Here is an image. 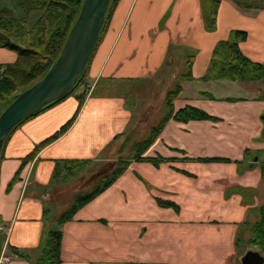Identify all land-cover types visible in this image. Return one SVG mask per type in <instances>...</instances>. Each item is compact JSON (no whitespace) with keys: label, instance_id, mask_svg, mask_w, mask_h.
Masks as SVG:
<instances>
[{"label":"crops","instance_id":"1","mask_svg":"<svg viewBox=\"0 0 264 264\" xmlns=\"http://www.w3.org/2000/svg\"><path fill=\"white\" fill-rule=\"evenodd\" d=\"M216 2L208 29L206 11ZM233 31L246 33L242 54L264 64V10L241 9L234 0H115L83 87L24 122L2 147L0 255L11 254L12 247L29 258L7 264H35L39 258L57 216L42 196L55 180L57 163L86 161L92 167L111 163L113 153L122 157L135 115L126 89L162 73L174 85L187 74L189 59L191 79L181 82L173 112L192 106L215 119L169 118L145 160H130L110 187L60 227V264H234L248 210L264 206L256 205L263 187L258 166L244 160L245 151L264 150V82L203 80L216 45ZM12 58L17 60L0 48V65ZM194 82L204 88L186 94ZM69 121L62 135L39 147ZM216 158L229 162L202 161ZM151 159L160 162L155 166ZM157 199L178 209L162 207Z\"/></svg>","mask_w":264,"mask_h":264},{"label":"trees","instance_id":"2","mask_svg":"<svg viewBox=\"0 0 264 264\" xmlns=\"http://www.w3.org/2000/svg\"><path fill=\"white\" fill-rule=\"evenodd\" d=\"M115 0H111L107 13L112 9L111 4ZM83 0H18L17 10L22 17L17 18L14 12L9 8L0 10V48L16 51L17 60L14 63L0 65V114L20 93L39 81L51 68L57 60L62 47L65 44L68 33L81 10ZM234 3L241 9L245 10H264V0H234ZM113 6V5H112ZM217 2L210 9H207L208 29L213 28ZM38 13L34 24L30 29L26 27V22L31 14ZM107 13L105 20L107 19ZM105 20L100 35L105 27ZM100 37V36H99ZM246 38V33L242 31H233L227 41L219 42L211 57V66L207 71L203 80L205 81H229V82H264V64L254 63L246 58L239 49V43ZM192 59L186 62L187 74H183L179 81L176 82L164 97V106L168 109V113L154 126L146 140L135 145V155L128 160L118 159L114 161V168L110 173L100 177L96 186L84 195H78L74 198L72 204L57 215L54 223L58 224L57 229L49 228L47 230L45 240L40 249V255L35 264H60L62 231L60 227L71 221L75 213L83 206L91 202L98 195L110 187L128 168L130 160L140 161L143 152L150 146L155 137L160 133L165 122L172 118L173 120L186 123L189 121H211L215 118L211 117L204 111L186 106L173 112V102L182 92L181 82L190 80V64ZM87 67L81 79L76 86L64 97L54 101L36 114L23 120L17 124L9 133L4 144L11 134L20 127L24 122L36 117L46 109L61 102L66 97L74 94L85 83ZM85 90L77 95L79 105L84 101ZM201 96L210 95L201 92ZM264 98V96L262 97ZM72 121L60 128V130L39 145L44 146L62 135L70 126ZM37 150V149H36ZM34 153L26 159H31ZM257 159V160H255ZM245 161H255L258 164L260 177L264 183V150L260 153L245 151ZM155 166L159 161L150 160ZM204 162H229L227 159H205ZM90 163L86 161H68L57 163L54 170L53 179L57 180L66 172L67 177H72L76 170L80 167H89ZM157 203L162 207H171L178 209L174 203L157 199ZM253 214L256 216L255 223L251 228L253 238L248 241L250 247L257 248L261 255L264 256V206L256 209ZM238 242V241H237ZM13 259H29L26 254L20 253L15 248L9 247Z\"/></svg>","mask_w":264,"mask_h":264},{"label":"rangeland","instance_id":"3","mask_svg":"<svg viewBox=\"0 0 264 264\" xmlns=\"http://www.w3.org/2000/svg\"><path fill=\"white\" fill-rule=\"evenodd\" d=\"M17 3L18 0H0V10L3 8H9L14 12L15 17L20 18L22 17V14H19V9L17 10ZM112 5L113 3L111 4V7ZM38 15L39 14L36 13L31 14L28 17L26 22V27L28 29H30L31 26L34 24ZM11 53L15 54L18 57L16 51L11 50ZM15 61L16 59H11V63H14ZM177 72L178 71L176 70V74ZM161 75L158 76L156 81L134 84L132 87H128V89H126L128 91L126 94H128L129 97L131 96L128 100H126V102H128V105L130 107H132L131 104L134 103V129L133 132L129 134L128 140L126 141V144H124V148L121 150L122 157H118V153H113L111 164H113L114 161H118V159L120 158L123 160L133 158V155H135L134 153L136 151V149H134L135 145L148 138L150 130L154 126H156L158 122H160V120L163 118L162 116L168 110L164 106V101H162L161 99L162 96L164 98L165 91L171 88L173 85L170 84V82L168 81L169 78L166 79ZM203 85L204 84H197L196 82L191 83L190 86H188V88L186 89V94L192 92L195 93L198 89L204 88ZM173 108H179L178 104L175 101L173 102ZM262 141L264 142V139ZM144 153L145 152H143L142 156L144 155ZM249 162L253 161L250 160ZM255 163L258 164L257 162ZM111 164L105 162L97 163L92 167L90 166L88 168L80 167L76 170L72 177H67L66 172H63L62 176L59 179L53 180L51 184H49V187L45 190L47 191L46 194L42 195L43 197L46 196L43 200L44 206L48 208L50 213H56V215L60 214L72 204L76 196L84 195L87 192L91 191L93 187L96 186V184L98 183L100 177H102L106 173H110V171L114 168V166ZM262 184L263 187L260 191H258L256 205L259 203L264 204V183L262 182ZM249 198V196L248 198L246 196L247 200ZM260 206H257L255 210L258 209ZM255 220L256 216L252 212L250 213V210H248L245 226L239 232V236L237 238L238 242L235 245L236 250L233 262L234 264H240V258L244 255L246 251H258L257 248L250 247L248 245V241L253 238L251 228L253 227ZM51 228L57 229L58 224L54 223Z\"/></svg>","mask_w":264,"mask_h":264},{"label":"water","instance_id":"4","mask_svg":"<svg viewBox=\"0 0 264 264\" xmlns=\"http://www.w3.org/2000/svg\"><path fill=\"white\" fill-rule=\"evenodd\" d=\"M110 2L83 0L55 63L39 81L17 95L1 112L0 155L6 138L17 124L61 99L76 86L98 43ZM240 264H264V256L259 251L248 250L240 258Z\"/></svg>","mask_w":264,"mask_h":264},{"label":"built area","instance_id":"5","mask_svg":"<svg viewBox=\"0 0 264 264\" xmlns=\"http://www.w3.org/2000/svg\"><path fill=\"white\" fill-rule=\"evenodd\" d=\"M0 73H1V71H0ZM86 88L88 91H90L92 89V85H87ZM3 231H5V229H4V227H2L0 225V232H3ZM12 260H13L12 256H8L5 254L0 255V264H7V263L11 262Z\"/></svg>","mask_w":264,"mask_h":264}]
</instances>
